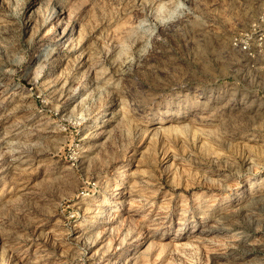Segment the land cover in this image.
I'll return each instance as SVG.
<instances>
[{"label":"rangeland","instance_id":"1","mask_svg":"<svg viewBox=\"0 0 264 264\" xmlns=\"http://www.w3.org/2000/svg\"><path fill=\"white\" fill-rule=\"evenodd\" d=\"M262 18L0 0V264H264Z\"/></svg>","mask_w":264,"mask_h":264},{"label":"built area","instance_id":"2","mask_svg":"<svg viewBox=\"0 0 264 264\" xmlns=\"http://www.w3.org/2000/svg\"><path fill=\"white\" fill-rule=\"evenodd\" d=\"M262 20H264V18H262ZM252 30L255 33V39L257 41V46H255L257 47L258 53L264 59V45H262V42H264V28L253 24ZM235 44L245 51L246 54H249L252 57L255 55L254 52H252L253 48H251V44L247 40L235 39Z\"/></svg>","mask_w":264,"mask_h":264}]
</instances>
